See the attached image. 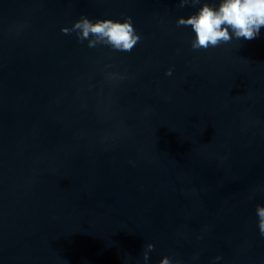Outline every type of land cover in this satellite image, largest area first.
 Segmentation results:
<instances>
[{"label":"water","instance_id":"obj_1","mask_svg":"<svg viewBox=\"0 0 264 264\" xmlns=\"http://www.w3.org/2000/svg\"><path fill=\"white\" fill-rule=\"evenodd\" d=\"M198 6L0 0V264H264V26L193 49Z\"/></svg>","mask_w":264,"mask_h":264},{"label":"clouds","instance_id":"obj_2","mask_svg":"<svg viewBox=\"0 0 264 264\" xmlns=\"http://www.w3.org/2000/svg\"><path fill=\"white\" fill-rule=\"evenodd\" d=\"M187 3L199 6L186 16L180 15L176 23L191 26L193 49L216 46L233 37L251 39L259 35L264 26V0H180L181 6ZM62 31H75L81 41L88 40L89 46L102 42L124 51H131L141 38L130 15L123 19L112 16L93 18L82 13L71 26L63 25ZM167 72L171 74L172 69L169 68ZM256 212L260 232L264 234V203H257ZM148 247L153 245L149 244ZM215 259L219 260L220 257ZM159 264H172V261L164 255Z\"/></svg>","mask_w":264,"mask_h":264}]
</instances>
